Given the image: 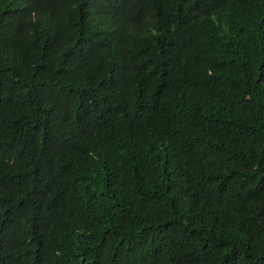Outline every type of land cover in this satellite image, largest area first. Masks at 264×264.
I'll return each instance as SVG.
<instances>
[{
	"label": "trees",
	"instance_id": "16d2710c",
	"mask_svg": "<svg viewBox=\"0 0 264 264\" xmlns=\"http://www.w3.org/2000/svg\"><path fill=\"white\" fill-rule=\"evenodd\" d=\"M0 264H264V0H0Z\"/></svg>",
	"mask_w": 264,
	"mask_h": 264
}]
</instances>
